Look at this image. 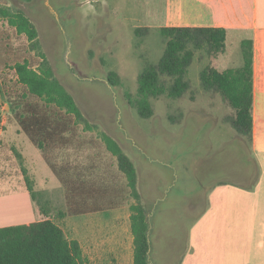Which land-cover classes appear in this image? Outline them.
I'll return each instance as SVG.
<instances>
[{
    "label": "rangeland",
    "instance_id": "rangeland-1",
    "mask_svg": "<svg viewBox=\"0 0 264 264\" xmlns=\"http://www.w3.org/2000/svg\"><path fill=\"white\" fill-rule=\"evenodd\" d=\"M0 7L22 10L33 21L56 77L97 126L86 130L19 83L12 66L28 59L37 67L41 58L26 35L0 17V133L12 139L14 148L22 143L18 138L27 139L21 115L35 114L48 125L32 133L44 139L42 156L30 147L32 142L24 143L26 165L53 213L67 212L61 224L69 238H81L91 264H134L126 178L99 131L119 141L138 169L150 226V264H264V175L257 177L250 140L230 121L233 108L227 102L208 103L213 94L200 80L207 65L223 70L243 64L236 39L228 38L222 59L220 53L198 50L189 66L190 89L178 99H154V115L142 118L126 92L137 93L145 63H157L164 53L159 29L165 0H0ZM138 27L149 30L137 36ZM111 70L121 84L110 85ZM68 140L90 144L88 158L93 156L94 167L101 165L99 184L89 169L86 194L95 185L101 190L91 195L88 212L78 215L69 195ZM5 141L8 147L6 138L0 144ZM0 151L9 155L7 149ZM11 151L6 160L12 181L0 174V196L7 197L0 201L1 227L44 218L20 180L21 166Z\"/></svg>",
    "mask_w": 264,
    "mask_h": 264
},
{
    "label": "trees",
    "instance_id": "trees-1",
    "mask_svg": "<svg viewBox=\"0 0 264 264\" xmlns=\"http://www.w3.org/2000/svg\"><path fill=\"white\" fill-rule=\"evenodd\" d=\"M29 1V0H27ZM0 17L15 28L18 34L26 35L32 50L41 58L35 67L28 59L17 61L12 68L19 83L29 94L39 98L46 106H56L58 110L71 114L76 123L86 130H97L81 111L73 94L56 77L53 67L43 51L39 32L33 21L22 11L0 7ZM148 27H138L137 36L144 35ZM159 32L165 40L164 53L157 63L147 61L138 76L137 93L126 92L129 103L142 118H150L155 109L153 100L161 96L178 99L190 89L189 66L198 50L209 55L221 53L226 48L227 30L223 27H160ZM243 64L239 67L219 70L212 65L200 72V80L205 90L219 92L234 110L231 123L238 133L252 140L253 127V50L252 42H242ZM107 80L112 86L121 84L116 71H109ZM20 122L33 140L42 148L44 139L35 137L34 127L39 126L35 114L21 115ZM33 121H27V120ZM38 120V122H37ZM3 122L0 119V124ZM38 124V126L36 125ZM36 125V126H35ZM100 138L107 149L117 157L118 166L125 174L131 195V231L134 245V264H150L148 216L138 190V172L132 159L125 153L120 143L110 134L99 131ZM19 160L27 189L38 205L44 218L38 221L0 227V264H91L84 255L81 243L69 239L57 219L67 216L58 210L53 213L49 199L43 191L36 188V180L25 165L23 155L14 147Z\"/></svg>",
    "mask_w": 264,
    "mask_h": 264
},
{
    "label": "crops",
    "instance_id": "crops-1",
    "mask_svg": "<svg viewBox=\"0 0 264 264\" xmlns=\"http://www.w3.org/2000/svg\"><path fill=\"white\" fill-rule=\"evenodd\" d=\"M164 26H169V27L170 26L171 27L172 26H176V27H223L227 30L226 42L228 38H234L237 40V43L239 44L240 47L242 46V42L245 40H249L252 42L254 83H253V127H252V140H250V143H251V147L253 150V156L258 163V165L255 168V171H257L258 173L257 177H259L261 174L264 175V0H165L164 18H163V24L161 27H164ZM221 54L222 53L218 55V58H221ZM210 92L211 94H213V96L211 95L208 98V103L215 105L214 104L215 101L227 102L219 92L214 91V90H211ZM226 104H229V103L227 102ZM29 121H33V120L30 119L28 120V122ZM19 125H20L21 130L23 129V131L27 134L25 135L27 139H24V137L18 138L19 142L22 141L21 144L23 145L17 144L16 147L18 148L19 152L23 155L24 162L26 165L27 155L24 152L23 146L26 145L24 143L32 142L33 145H31L30 147L37 150L35 151L36 154L40 151L39 153L41 156H42L44 147L41 148L33 140L32 136L25 130L23 125L21 124ZM36 125L38 126L37 123ZM39 126H46V124L39 123ZM48 134L51 135L52 131H48ZM5 138L8 141V147L5 141L3 144H0V150H4L5 152V150L7 149L9 155H7L6 157H3L0 153V168H3L1 169V171L3 170V172H1L0 174L3 173L2 177H4L5 175H9V178L12 181V174H11L12 168L8 167V164H7V161L10 159V156H11L10 152H12L11 150L13 149V144L11 143L12 139H9L10 137L9 136L6 137V135H4L3 133H0V142L1 140ZM105 148H106V152H110L107 149L106 145H105ZM91 151H92V147L90 144L86 145L85 143H83V145H78L76 144V140L73 144H71V140L69 141V144H68V152L70 156L69 172L71 174L70 180H69V191H70L69 195L71 199L73 198L74 205L79 207L77 211L75 210V213H77L75 215L86 213V211L88 212L86 206L91 201V198H90L91 195L101 190L99 187L95 185L92 188L93 193L91 195L86 194V184L88 182L89 169L93 167L92 171L95 173V178H96L95 180L97 181L98 179L97 181L98 184L101 181L100 178H98V174L101 173L100 171L101 165L97 163V167H94L92 163L93 156L90 157V159L88 158V154L91 153ZM129 157L131 158V156ZM6 158L8 160H6ZM116 160H117V157H116ZM132 161L134 162L133 159ZM116 165L119 168L118 161ZM137 172H138V169H137ZM20 173H21L20 180L25 181L22 171H20ZM125 182H126L125 190H127V192H126V196L124 200L127 202L129 206V211H130L129 218H130L131 216L130 206L132 203L135 202V199L131 195V189L128 186L127 178L125 179ZM81 189L83 190V194H84L83 197L81 196V193H80ZM138 190L141 194V200H142V192L139 188V174H138ZM9 197L10 198L8 201H11V196ZM6 199L7 197L0 196V201H6ZM81 205H84V208L81 209L80 208ZM66 217L62 219H57L58 223L61 226H62L61 222H63L66 219ZM19 224H22V223H19ZM130 230H131V219H130ZM131 234H132V231H131ZM89 235L91 236V234ZM69 239H77L81 243V238L77 235H74L72 238H69ZM132 240H133V234H132ZM81 245L84 251V255L86 256L83 244L81 243ZM133 252H134V245H133Z\"/></svg>",
    "mask_w": 264,
    "mask_h": 264
}]
</instances>
